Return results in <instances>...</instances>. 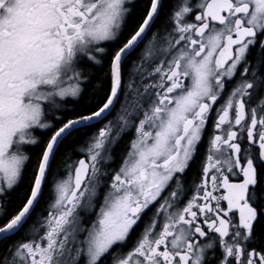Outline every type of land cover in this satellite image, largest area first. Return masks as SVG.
I'll list each match as a JSON object with an SVG mask.
<instances>
[{
    "label": "snow or ice",
    "instance_id": "obj_1",
    "mask_svg": "<svg viewBox=\"0 0 264 264\" xmlns=\"http://www.w3.org/2000/svg\"><path fill=\"white\" fill-rule=\"evenodd\" d=\"M0 264H264V0H0Z\"/></svg>",
    "mask_w": 264,
    "mask_h": 264
}]
</instances>
